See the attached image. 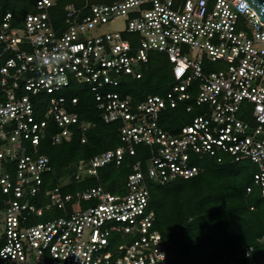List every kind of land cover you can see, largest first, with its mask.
Here are the masks:
<instances>
[{"label": "built area", "instance_id": "built-area-1", "mask_svg": "<svg viewBox=\"0 0 264 264\" xmlns=\"http://www.w3.org/2000/svg\"><path fill=\"white\" fill-rule=\"evenodd\" d=\"M58 1L23 0L15 24L11 12L0 17V264H169L150 183L194 177L199 159L250 160L264 196V22L244 0L68 1L60 29L51 17ZM119 18L123 29L101 31ZM151 52L171 65L169 90L124 94ZM73 85L89 89L104 122L120 124L122 145L80 160L49 187L42 141L61 144L80 131L84 143L96 125L72 110ZM180 105L199 113L166 129L162 117ZM141 146L147 156L130 161L125 194L102 185L64 192ZM56 210L64 215L42 219Z\"/></svg>", "mask_w": 264, "mask_h": 264}, {"label": "trees", "instance_id": "trees-1", "mask_svg": "<svg viewBox=\"0 0 264 264\" xmlns=\"http://www.w3.org/2000/svg\"><path fill=\"white\" fill-rule=\"evenodd\" d=\"M68 1L83 5L86 1L112 3L116 0H59L51 8L55 26L65 25L64 7ZM7 12L13 15V23L22 20L25 12L23 0H0V17ZM162 54V53H158ZM164 61L150 56L139 79L126 81L122 92L133 96L165 94L173 81L171 65L164 54ZM70 97L76 96L78 103L72 105L81 120L96 125L86 132L87 140L82 142V134L76 131L68 142L52 145L49 139L40 144L41 153L50 157L53 171L45 176V184L57 187L62 179L73 173L80 160H89L104 150L122 145L119 137V123H106L102 119L93 94L86 86L73 85L68 91ZM199 113L194 106L187 112L184 105L169 109L161 123L166 129L186 124L181 117L185 114L192 118ZM45 117V115H43ZM137 154L126 158L120 165L108 164L98 170V177L85 174L81 180H70L64 192H74L91 186L102 185L114 194L127 192V177L131 172L130 161L144 159L145 148L137 147ZM199 159L200 172L191 178H177L165 184H151V207L156 212L155 228L159 229L169 264H251L252 261L264 262V196L254 182L257 165L250 160L221 162L213 158ZM208 161V162H207ZM210 163L212 166L210 167ZM234 166L249 170V181L236 184L227 182L217 166ZM207 166V167H206ZM216 170V171H215ZM251 187L248 192L247 188ZM92 201L84 202V205ZM64 215L62 210L46 212L43 220ZM254 246L250 258L246 250Z\"/></svg>", "mask_w": 264, "mask_h": 264}, {"label": "rangeland", "instance_id": "rangeland-1", "mask_svg": "<svg viewBox=\"0 0 264 264\" xmlns=\"http://www.w3.org/2000/svg\"><path fill=\"white\" fill-rule=\"evenodd\" d=\"M85 3H87V1ZM91 3H94V2H91ZM124 26H125V20L122 18H119V19L110 21L109 23L105 24L102 27L101 31L102 32L117 31V30L123 29ZM126 36L130 39H134V37H135L132 34H126ZM150 56L155 57V58H157V60H161V61H164V59H165L164 56L162 54H158V52H151ZM181 117L184 119L185 123H189V118L187 115L182 114ZM206 160H207V158H206ZM206 164H209L210 167L212 166L210 163H206ZM216 170L223 172V175H226V177H225L226 181L231 182L233 184H236L237 181L240 183L247 182V181H249V178L251 177V172L249 170L243 168L242 166L234 167V166L229 165V166H224V167H220V168L217 166Z\"/></svg>", "mask_w": 264, "mask_h": 264}, {"label": "water", "instance_id": "water-1", "mask_svg": "<svg viewBox=\"0 0 264 264\" xmlns=\"http://www.w3.org/2000/svg\"><path fill=\"white\" fill-rule=\"evenodd\" d=\"M255 10L264 22V0H244Z\"/></svg>", "mask_w": 264, "mask_h": 264}]
</instances>
